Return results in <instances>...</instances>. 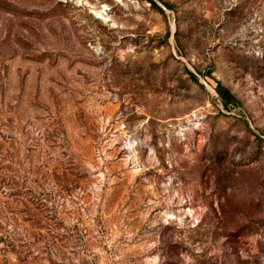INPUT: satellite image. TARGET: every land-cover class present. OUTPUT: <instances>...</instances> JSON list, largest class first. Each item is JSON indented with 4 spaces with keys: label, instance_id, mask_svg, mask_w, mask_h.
I'll list each match as a JSON object with an SVG mask.
<instances>
[{
    "label": "rangeland",
    "instance_id": "1",
    "mask_svg": "<svg viewBox=\"0 0 264 264\" xmlns=\"http://www.w3.org/2000/svg\"><path fill=\"white\" fill-rule=\"evenodd\" d=\"M153 1L0 0V264H264V0Z\"/></svg>",
    "mask_w": 264,
    "mask_h": 264
},
{
    "label": "trees",
    "instance_id": "2",
    "mask_svg": "<svg viewBox=\"0 0 264 264\" xmlns=\"http://www.w3.org/2000/svg\"><path fill=\"white\" fill-rule=\"evenodd\" d=\"M150 3L155 5L153 0H148ZM192 77L195 79V77L192 75ZM218 94L225 106H229L231 104H236L237 99L235 96L228 90L227 88L223 87L221 84H219V87L217 88Z\"/></svg>",
    "mask_w": 264,
    "mask_h": 264
}]
</instances>
